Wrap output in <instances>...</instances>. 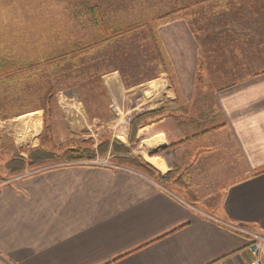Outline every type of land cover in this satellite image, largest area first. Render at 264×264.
<instances>
[{
	"label": "crops",
	"instance_id": "crops-1",
	"mask_svg": "<svg viewBox=\"0 0 264 264\" xmlns=\"http://www.w3.org/2000/svg\"><path fill=\"white\" fill-rule=\"evenodd\" d=\"M185 13L159 28L168 67L160 81L170 105L193 96L202 59L220 83L203 124L212 132L187 139L174 119L147 146L177 143L168 152L174 165L179 152L192 161L201 152L195 165L213 155L212 176L226 161L242 162L221 210L206 214L128 167L74 164L15 177L0 185V264L251 263L249 239L229 225L264 230V0H215ZM161 161L149 160L159 172Z\"/></svg>",
	"mask_w": 264,
	"mask_h": 264
},
{
	"label": "rangeland",
	"instance_id": "rangeland-1",
	"mask_svg": "<svg viewBox=\"0 0 264 264\" xmlns=\"http://www.w3.org/2000/svg\"><path fill=\"white\" fill-rule=\"evenodd\" d=\"M193 1L0 0V66L24 67L11 80L0 79V184L67 165L63 155L69 149H99L101 160L153 179L167 177L166 187L178 196L206 214L219 212L228 185L237 180L233 172L243 168L242 162L226 161L212 176L206 163L213 155L195 165L201 152L193 161V155L179 152L181 163L174 165L168 152L177 143L159 152L147 146L174 119L187 139H202L212 132L203 124L212 119L209 104L220 83L209 77L204 64L193 96H181L179 104L170 105L167 87L160 81L159 54L148 33L150 29L159 37L160 27L186 15L182 10L168 18V13ZM96 4L104 7V21L115 30L133 25L137 29L122 38L108 35L95 48L101 36L91 11ZM86 47L91 48L89 53H83ZM156 78L158 82L152 83ZM161 108L166 111L148 113ZM38 115L40 126L33 122ZM161 119L168 120L155 129ZM155 157L162 160L161 172L149 162ZM205 168L208 175L194 172ZM237 227L254 230L243 224Z\"/></svg>",
	"mask_w": 264,
	"mask_h": 264
},
{
	"label": "trees",
	"instance_id": "trees-1",
	"mask_svg": "<svg viewBox=\"0 0 264 264\" xmlns=\"http://www.w3.org/2000/svg\"><path fill=\"white\" fill-rule=\"evenodd\" d=\"M215 0H195L193 1L192 5H187L179 10H173L171 12L168 13V18H171L172 16H175L177 14V12L182 11V10H191L194 7H197L198 5H201L200 7L204 6H210L211 2H213ZM92 13H94V21L96 26H98L99 32L101 34L100 38L94 43L95 44V48L100 47L101 46V41L103 40V38L105 37L107 39V36L110 35L112 36V38H122L125 36H129L130 34H132L136 29L137 26L133 25L124 29H118L115 30L112 26H110L109 24L105 23L104 21V7L99 6L98 4H96L95 7L92 8ZM148 33L149 36H151L152 41L154 42V45L158 51L159 54V58H158V64L162 67L163 71H168V67L166 64V60L165 57L163 55V50L161 47V42L159 40V37L155 34H153V31L148 29ZM108 40H110V38H108ZM106 42V41H105ZM91 51L90 47H86L83 53H89ZM201 61L202 59L199 60V69L202 67L201 65ZM7 67H1L0 66V79H6V80H11L13 79L12 77L15 76L16 74H21V71H23L22 68L24 67H20L18 66V64L15 66V64H5ZM9 68V69H8ZM163 111H166V109L164 110L163 108L161 109H156L155 111H151L152 113L148 112L150 115H157L158 113H161ZM106 146V145H105ZM105 146L103 147V145L101 147L105 148ZM99 149H85L82 147H75L72 149L67 150L64 153V157L67 160V163H74V162H81V161H91L94 160L99 153ZM123 152H126V150H123ZM135 166L138 167V165H136V163H134ZM142 169H145L144 166L140 165ZM170 175V174H169ZM170 177H168L169 179ZM156 179L157 182H159L162 186L166 187V182L167 181V177L164 178H160Z\"/></svg>",
	"mask_w": 264,
	"mask_h": 264
},
{
	"label": "built area",
	"instance_id": "built-area-1",
	"mask_svg": "<svg viewBox=\"0 0 264 264\" xmlns=\"http://www.w3.org/2000/svg\"><path fill=\"white\" fill-rule=\"evenodd\" d=\"M128 121H131L130 118H128ZM110 160V158H108ZM74 164H83L88 166H102V167H108V168H119L116 165H111L108 160H101L99 156H97L94 160L91 161H81V162H74V163H68L67 165H74ZM1 185V184H0ZM231 229L235 232L242 234L246 236L249 239V245L247 248V252L251 256V263L250 264H261V251L264 248V233L261 232H255L253 230L240 228V227H233L232 225Z\"/></svg>",
	"mask_w": 264,
	"mask_h": 264
},
{
	"label": "bare ground",
	"instance_id": "bare-ground-1",
	"mask_svg": "<svg viewBox=\"0 0 264 264\" xmlns=\"http://www.w3.org/2000/svg\"><path fill=\"white\" fill-rule=\"evenodd\" d=\"M150 92V91H149ZM141 110V109H140ZM33 121V120H32ZM34 123H35V125H37V126H40L41 125V118L39 117V115L34 119V121H33ZM34 123H33V125H34ZM43 125V124H42ZM32 128H34V127H32ZM41 130V129H40ZM35 131H37L36 130V128H35ZM37 132H39V131H37ZM36 134V133H35ZM35 137V136H34Z\"/></svg>",
	"mask_w": 264,
	"mask_h": 264
}]
</instances>
